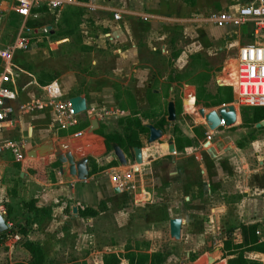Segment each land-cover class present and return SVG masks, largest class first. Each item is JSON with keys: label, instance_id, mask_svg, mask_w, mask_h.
<instances>
[{"label": "rangeland", "instance_id": "obj_1", "mask_svg": "<svg viewBox=\"0 0 264 264\" xmlns=\"http://www.w3.org/2000/svg\"><path fill=\"white\" fill-rule=\"evenodd\" d=\"M144 1L78 0V6L47 14L32 26L34 31L29 37L35 44L30 51L14 55L10 79L13 86L19 80L21 104L25 105L22 116L33 130V137L25 141V147L18 148L21 159L12 149L3 150L0 184L7 164L23 170L26 159L39 158L44 146L48 145L54 152L56 146L65 145L69 149L70 144L81 142L86 146L83 156H93L90 158L93 172L105 169L118 177L123 174L126 191L119 205L121 210L129 207L119 215L120 227H116L110 217L100 220V229L93 238L96 248L106 251L111 250L112 245H123L134 253L158 252L166 257L165 263L155 264H226L231 256L224 251V242L229 240L236 244L244 240L242 227H235L241 224L232 219L234 211H212V207H222L221 198L208 196L203 180L195 176L192 179L188 174L197 166L196 161L204 165L198 170L231 171L228 161L242 155L251 160L246 171L254 169L259 160H264V127L258 131L253 129L251 133L242 128L244 124L254 127L256 122L251 121L254 108L236 103L239 101L237 93V126L223 125L211 131L204 121L200 123L198 108L210 111L220 107L213 104L226 93L225 89L233 87L239 40L203 24L199 12L202 10L208 15L216 8L245 6L264 0H173L170 16H176L177 12L182 21L169 25L145 20L142 16ZM157 5V11H162L159 0ZM5 12L7 16L0 22V35L10 40L17 23L12 11ZM115 12L124 13V18L116 21ZM44 28L47 32L42 35ZM7 40L3 41V47ZM148 80H154L150 93L146 88ZM117 88L124 89L120 100L115 98ZM152 89L160 90L161 96H153ZM188 90L194 91L197 100L195 106L191 104L184 109V92ZM75 95H84L88 100L87 110L76 115L68 107L69 98ZM168 101H174L177 106L176 122L167 121ZM119 105L122 109L135 105L134 111L140 112V120L128 112L118 113ZM92 117L98 119L99 128L87 133L85 129L90 126ZM139 123L156 125L167 133L166 137L145 146L148 154L142 169L135 166L125 147L128 164L120 165L109 140L104 138L127 139L128 135L135 138ZM26 125H23L25 129ZM183 128L193 131L199 141L187 134L191 142L185 137L181 144L190 145L191 149L178 156L161 157L167 152V141L181 134ZM22 135L26 136V132ZM12 138L22 139L15 135L4 137L3 141ZM208 141L215 144L213 151L207 150ZM237 145L245 147L239 150ZM231 146L233 150L229 149ZM91 150L94 155L88 152ZM50 156L48 167H58L54 165L53 153ZM242 162L243 159L237 163L239 169L245 166ZM114 166L117 169L114 170ZM109 168L112 169L107 170ZM176 171L180 175L175 178ZM224 187L218 182V188ZM172 218L183 220L179 241L169 235ZM263 234L261 227L258 235L263 238ZM62 239L61 252L54 249L48 252L51 264H68L76 257L68 246L72 243ZM25 242L13 234L10 238L2 237L0 264L30 262L32 254L26 250ZM21 249L27 251V255ZM6 252L11 253L12 259Z\"/></svg>", "mask_w": 264, "mask_h": 264}, {"label": "crops", "instance_id": "obj_2", "mask_svg": "<svg viewBox=\"0 0 264 264\" xmlns=\"http://www.w3.org/2000/svg\"><path fill=\"white\" fill-rule=\"evenodd\" d=\"M159 2L161 3L160 6H162V11H157L158 8L157 0L144 1L143 3L144 12L142 16L145 20H149L151 23H156V24L161 23V24L169 25V23L170 24L176 22L181 23L182 19H180V16L177 14V12H176V16L174 17L170 16L171 15L170 10L172 9L170 7V4L174 2L173 0H159ZM253 3H257V2H253ZM79 4L80 3L78 2L76 5L65 6L64 8L54 12L48 10H39L38 12L40 13V16L38 19L29 20L26 22V26L29 28L28 29L24 25L23 18H21L19 15H17L14 12L11 6V1L0 0V22L2 21V18L7 16V13L5 11L9 9L10 11L13 12L12 16H15L17 23L16 32L10 38V40L4 39V37L2 38V36L0 35V46L3 45V41L6 40H7V44L13 42L22 26H25V29L23 30L24 34L26 35L29 34L30 30H31L30 32L31 34L34 31L32 26L36 22H38L41 18H43L45 15L60 12L63 9L75 7L78 6ZM176 4L180 6L179 2H176ZM238 7L240 6H236L235 4L234 6H230V7L228 6L227 8H216L213 12H210L208 15H205V13L201 10L199 14L202 17L199 19H201V22H203V24L207 26L209 25V27L218 30L220 33L224 35L225 34L229 35L230 33L229 36L233 37L235 36L234 33L235 31L233 29V26L230 24L219 27L214 21V16L225 11L234 13ZM120 14H121V19L119 20L115 19L118 22L122 20V18H124L123 15L124 13H120ZM178 19L180 21H178ZM190 27L191 26H189V28ZM41 34L42 35L45 34L43 32V29ZM30 41H31L30 47L27 50L18 51V53L30 51L33 45L35 44L34 41H32L31 39ZM1 62L2 59L0 58V63ZM127 77H130V75H127ZM153 82L154 80L152 81L148 80L146 84V88H148L149 93H150V86L154 84ZM9 84L10 86L14 87L15 90L17 91L18 100L13 103L15 106V113L13 115L12 120L6 123L3 126L2 130L0 131V138H1L0 140H2L4 137L7 136L11 138V137H15L16 135L17 137L19 138L21 137L22 139L15 140L14 138H12L14 140L12 141L16 142L19 148L21 145H24L25 147V141L33 137V130H31V128H29L28 125L25 124V119H23L22 116L23 113L22 110L24 109L25 105L21 104V99H20L21 92L20 89L18 88L19 80L18 79L16 80V85L18 86L16 85L13 86L11 84V79L9 81ZM232 86L234 87V84H232ZM233 87L230 88L232 92L231 95L233 96V100L230 103H226V104L234 105L236 110V122L230 126L225 125L227 128L237 126L236 124L239 118L238 110L235 104L237 92L235 87L234 88ZM187 88L189 87L187 86ZM117 90L118 91L115 98L117 100L118 99L120 100L123 98L122 94L124 89L117 88ZM189 91L190 90L184 92V97H183L184 99L183 103L185 104V106L183 105L184 109L188 108V106L189 107L192 106L191 104H193V106H195L194 104H196L195 102L197 99L195 97L194 91H192V93H190ZM151 94H153V96L155 97L161 96V92L158 89L157 90L152 89ZM149 97L150 96L148 95V98ZM223 97H226V95H222L221 98ZM132 98L135 100L133 95ZM86 101L88 108L87 98ZM236 103L242 106V104L239 101H236ZM226 104L213 105V106L222 107V106H227ZM166 106H168V103ZM134 107L135 105L132 108L128 106L122 109V107L119 105L120 110H118L117 112L120 114H125L128 112L129 113L128 115L130 114L136 115L140 120L139 116L141 114L140 112L137 111V109L136 111H134ZM175 107H176V114H178V109L176 104ZM202 108H204L206 112H208L205 107ZM218 108H216V110ZM176 119H177V115H176ZM241 120L243 121L242 116H241ZM203 121H204L203 119L200 120V123H203ZM174 122H176V120ZM260 122L261 121L256 123L258 124ZM256 123L254 127L253 125L247 126L244 124L245 127L242 128L249 129L250 133L251 131H253V129L254 131L263 129L264 125L257 127ZM23 125H26V129ZM141 125L146 126L147 129L146 132L139 133L140 135L138 134L139 135L138 139L141 142L140 148L142 151V163L137 164L134 161L129 150L130 148L133 147H128L125 143L123 144V146H121L123 151H124L123 147H125L129 151L130 157L132 158L135 166L139 165L138 166L139 169H142V167H144V164L146 163L144 157L145 155L148 154L147 153L148 148L146 149L145 146L151 145V143L148 142L149 130L147 128V125H152V124L142 123ZM153 126L162 130L161 137L167 136L165 129L157 127L156 125ZM204 126L202 128L205 130ZM220 127H222V125ZM220 127L217 129H220ZM86 130L87 128L85 129V132ZM24 132H26V136L22 135L24 134ZM179 134L180 132L176 134L175 137L167 141V145L169 141H172L175 151L173 153L169 152V145H168L166 146L167 152L163 153L161 157H167L170 156V154H177L178 156L183 154L184 151L191 149L192 147H190V145H186L185 143L181 144V142L183 143V141H185L186 139L185 137H188V139H190L189 140L190 142L192 140L190 137H192L193 139H197L199 141L197 135L193 133V131H191L190 129L188 130L186 128H183V132H181L180 137H178ZM213 144L214 143L211 141L205 143V145L208 147L207 150L213 151V146H215V144L214 145ZM69 146H70L69 149L66 148L65 145H59L56 146V148L63 147L62 148L63 153L70 151L75 160H79L82 157H88L89 176L85 180H79L76 178V176L70 175L68 171L67 163H65L66 166H63V164L60 166L58 164H55L56 162L59 163L56 157H55L56 162H54V165L55 166L57 165L58 167H54V168L48 167L49 165L48 159H50L49 158L51 157L50 155H52L53 153V155L55 156V151L54 152L51 151V147H49L48 145L44 146L43 152L41 153V156L39 158H30L29 160L26 159V161L23 164L25 169L23 170H21L19 167H16L15 165H11V164L6 165V167L9 169L5 168L4 172L2 171L1 173V177L3 181L0 184V199H1L0 205L4 206V208L6 209L7 218L9 220H12L15 225L19 224V226L14 227L13 229L8 228V231L1 234L3 235L2 236L3 238L5 237L10 238L11 235L13 234L17 238L25 239L26 250L28 244L37 246L41 251V255H43L44 257V264H51L50 261L51 259L50 256L48 255V252L50 250L54 249V250H59L60 252L62 251L61 249L63 247L62 238H66L69 243H72V245H68L69 249L72 252L74 250L76 253L74 254V256L76 257L73 256L75 259L71 260V262L68 264H104L103 259L105 255L125 254L126 250L129 249L123 245L122 246L112 245V248L110 247L111 250L105 251L96 248V246L93 244L94 234L98 233L100 229L99 226L100 220H102V218L105 216L110 217L112 221H114L115 226L120 227L121 223H120L119 215L122 211L129 208L128 206H125L121 210L119 205L120 202H122L126 191L125 183L124 184L122 183L125 182L123 180L124 176L121 173L119 175L120 177H118L116 174L115 175L109 174L105 169L103 171L93 172L92 162L90 160V158L93 156H87V155L83 156V153L86 152L85 149L86 146H84V144L81 142L73 143L70 144ZM163 146L165 147V145H162V147ZM97 147H99V145ZM244 147L245 146L237 145V148H239V150L244 149ZM229 149L233 150L234 147L231 146ZM2 152L3 150L0 152V156H2ZM88 152L91 153V155H94L92 154V150ZM241 159H243L245 166L241 165L242 169H239L237 163L240 164ZM31 160L40 161L44 164L43 170L37 172V175L36 173H33L28 166V162ZM96 161H98V159ZM249 161L251 160H247V157L245 155H242L239 156L238 159H234L233 161H228L229 165L231 166V171L222 172L217 170L212 173L207 171V169L198 170L200 167L204 165L200 163L201 165L200 166L199 162L196 161L197 166L193 167L192 171L190 172V174H188V176H190V178L192 177V179L195 176L196 178L198 179L200 178L201 180H203V182L207 185L206 194L208 196H212L214 198L216 197L221 198L220 202L222 207L221 206L212 207L211 208L212 211H218V210H230L232 212L234 211L235 214L232 213L233 216L232 219H236L238 221V225L241 224L235 227L241 228L244 226L256 225L258 230L257 231V235H258L259 229L261 227L264 228V160L262 159L259 160L257 166L254 167V169H249V171H246L250 164ZM112 168H109L107 170H110ZM115 169H117V166H114V170ZM13 170L15 172H12ZM197 170L199 171L198 173H196ZM38 175H40L41 177H37ZM173 175L175 178L179 177L180 172L176 171L173 173ZM115 176L118 177L117 183L113 181V177ZM218 182H221L225 187L223 189L218 188ZM116 190H118V192H116ZM73 208H76V212H73ZM88 210L95 211L96 214L89 215ZM215 219L217 218L215 217L214 220ZM182 227H183V220H182ZM19 229L26 230L27 231L26 235H22ZM263 238H264V234H263ZM21 250L23 253L25 254L27 253V251L25 252L23 249ZM151 253H156V252H151ZM5 254H7V256H9V258L12 259L10 252L8 253L6 252ZM55 256L56 255L54 254V258ZM245 256L250 259H256L259 261H263L264 259V255L257 252H245ZM258 256H262V258L261 259L257 258ZM31 258H33L32 255ZM25 262L23 263L29 264L31 260L30 262L27 261ZM120 264H129V263L124 258L121 260ZM226 264H228V260L226 261Z\"/></svg>", "mask_w": 264, "mask_h": 264}, {"label": "built area", "instance_id": "obj_3", "mask_svg": "<svg viewBox=\"0 0 264 264\" xmlns=\"http://www.w3.org/2000/svg\"><path fill=\"white\" fill-rule=\"evenodd\" d=\"M10 1L14 12L23 18L25 26L27 21L39 18V10L54 12L78 3V0ZM114 18L121 19V14L115 12ZM214 21L219 27L231 24L235 31V36L232 38L239 40L234 58L236 66L234 86L239 102L247 107L264 109V41H259L264 40V2L240 6L234 13L221 12L214 16ZM25 26L21 27L13 42L0 47V58L2 59L0 63V131L6 123L12 120L15 113L13 103L18 100V94L15 88L10 86L9 81L14 55L18 51L27 50L31 45L29 37L31 30L29 34H24ZM43 32L46 33L47 29L44 28ZM68 107L71 111L69 103ZM221 125H225L224 121ZM18 148L19 146L12 140H0V152L4 149H12L15 156L21 159L17 153ZM117 178V176L113 177L115 183L118 182ZM0 215L6 220L8 228L13 229L15 224L7 218L6 209L2 205H0Z\"/></svg>", "mask_w": 264, "mask_h": 264}, {"label": "water", "instance_id": "obj_4", "mask_svg": "<svg viewBox=\"0 0 264 264\" xmlns=\"http://www.w3.org/2000/svg\"><path fill=\"white\" fill-rule=\"evenodd\" d=\"M70 109L73 114H80L87 110V101L84 96L77 95L70 97L68 100ZM198 113L204 120L210 130H215L221 126V122L224 121L226 126H230L236 122V110L234 105H227L219 107L217 110L212 109L208 112L204 108H199ZM176 120V107L173 101L168 102L167 106V121L174 122ZM264 125V121L257 124V127ZM99 128V122L96 117L90 119V127L87 128V133H93ZM149 130L148 142L152 143L158 140L162 136V130L156 128L153 125H147ZM169 152L175 151L172 141H169ZM63 147H57L55 150V157L61 164H68V171L70 175L76 176L79 180H85L89 176L88 157H82L79 160H75L72 153L67 151L62 152ZM111 148L120 163V165L126 166L128 160L122 148L117 143H111ZM130 153L137 164L142 163V151L140 147L130 148ZM62 170V168H61ZM118 192V190H116ZM73 212H76V208H73ZM8 231L6 220L0 215V234ZM182 220L180 218H172L169 221V235L175 241H179L181 238ZM209 261H212L209 258Z\"/></svg>", "mask_w": 264, "mask_h": 264}, {"label": "trees", "instance_id": "obj_5", "mask_svg": "<svg viewBox=\"0 0 264 264\" xmlns=\"http://www.w3.org/2000/svg\"><path fill=\"white\" fill-rule=\"evenodd\" d=\"M226 97H219L213 105H222L226 103H230L233 100V96L231 95V89L227 88L225 89ZM224 91V92H225ZM264 119V110L261 108H254L252 111V122H259ZM245 122V121H244ZM246 122H248L246 120ZM202 128V127H201ZM204 131V129L202 128ZM146 126L141 125L139 123V130L135 138H131V136L128 135L127 139H123L120 137H114V139H111V136H104L105 140H109V145L111 146V143H117L120 147L123 146L125 143L128 147H141V142L138 139V134L146 132ZM111 139V141H110ZM57 164V163H55ZM28 166L30 170L33 173L40 172L44 168V164L40 161H34L31 160L28 162ZM37 177H41L38 175ZM89 215L96 214L95 211L88 210ZM19 224L14 225V227H18ZM242 229V235L243 239L242 242L239 243H231L229 240L224 242V251L229 252V256L232 258L228 260V264H264L263 261H259L256 259H250L245 256V252H257L264 255V238L260 239L257 235V226L256 225H249L244 226ZM20 233L22 235H26L27 231L24 229H19ZM2 234H0V239L2 238ZM27 249L32 254V259L29 264H44V257L41 255V251L37 246H34L32 244L27 245ZM126 259L129 264H155V263H164L166 261V257L161 256L160 253H134V251H131L130 249L126 250L125 254H107L104 256V264H120L122 259ZM16 264H25V263H16Z\"/></svg>", "mask_w": 264, "mask_h": 264}]
</instances>
